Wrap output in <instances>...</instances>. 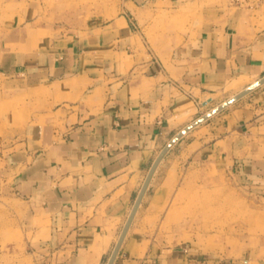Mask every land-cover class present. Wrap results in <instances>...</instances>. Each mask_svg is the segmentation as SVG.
Listing matches in <instances>:
<instances>
[{"label": "crops", "instance_id": "crops-1", "mask_svg": "<svg viewBox=\"0 0 264 264\" xmlns=\"http://www.w3.org/2000/svg\"><path fill=\"white\" fill-rule=\"evenodd\" d=\"M30 2L25 14L38 12ZM263 6L118 0L112 14L88 13L60 34L37 39L18 23L4 36L2 87L30 92L33 107L0 143V186L20 205L33 264H106L167 141L237 91L198 114L209 95L264 75ZM157 14H186L182 31L151 38ZM214 173L264 199V84L169 148L112 264H264L258 250L204 247L192 234L197 215H170L160 229L176 192L195 178L208 187Z\"/></svg>", "mask_w": 264, "mask_h": 264}, {"label": "rangeland", "instance_id": "rangeland-1", "mask_svg": "<svg viewBox=\"0 0 264 264\" xmlns=\"http://www.w3.org/2000/svg\"><path fill=\"white\" fill-rule=\"evenodd\" d=\"M37 1L38 12L25 14L31 6L30 0H0V50L6 46L3 44L4 36L18 23H23L21 26H26L27 32L38 39L37 35L62 33L66 28L78 24L88 13L103 12L105 15H110L116 11L118 3V0ZM218 1L226 6L225 0ZM185 17L186 14L181 16L157 14L153 29L147 34L158 40H172L175 30L182 31L183 26L180 24ZM158 26L163 29H156ZM244 85L229 87L224 93L209 95L210 101L198 114L230 94L240 91ZM30 98V92L27 91L5 90L0 81V143L30 120L33 107ZM25 113L29 118L24 119ZM214 177L208 187L194 184L201 183L199 178L188 180L193 184V188L183 186L176 192L168 206L167 220L170 219V215L175 216L176 219L197 215L200 221L197 224L192 223L195 230L192 234L198 237L200 244L214 248L220 256L233 255L240 250H258L259 255L264 256V199L230 183L226 176L214 173ZM20 217L19 203L2 184L0 186V264H33V258L27 253L28 246L19 226ZM169 225L168 220L161 224L160 229L166 230ZM188 225L183 224L185 230L183 239L192 238L191 231L185 228ZM181 230L180 228L179 231Z\"/></svg>", "mask_w": 264, "mask_h": 264}, {"label": "water", "instance_id": "water-1", "mask_svg": "<svg viewBox=\"0 0 264 264\" xmlns=\"http://www.w3.org/2000/svg\"><path fill=\"white\" fill-rule=\"evenodd\" d=\"M264 84V75L261 76L260 78H258L257 80H255L254 82H252L251 84L245 86L244 88H242L240 91L236 92L235 94L231 95L230 97H228L226 100H224L223 102L219 103L218 105H216L215 107L211 108L210 110H208L207 112L201 114L200 116L196 117L195 119H193L191 122H189L188 124H186L185 126H183L179 131H177L168 141L167 143L162 147V149L159 151V153L157 154L156 158L153 160L152 164L150 165L148 172L146 174V177L139 189V192L135 198V201L133 203V206L128 214V217L125 221V224L118 236L117 241L115 242L113 249L110 253V256L108 257V260L106 262V264H112L114 261V258L118 252V249L120 247V244L127 232V229L132 221V218L134 217V214L136 213V210L138 208V205L140 203V200L142 198V195L149 183V180L152 176V174L154 173L158 163L160 162V160L163 158L164 154L169 150V148L181 137L183 136L186 132H188L189 130H191L193 127H195L196 125L200 124L201 122H203L204 120H206L207 118H209L210 116H212L213 114L217 113L218 111L222 110L223 108H225L226 106H228L229 104L233 103L234 101H236L237 99L243 97L244 95H246L247 93L251 92L252 90L256 89L257 87L261 86Z\"/></svg>", "mask_w": 264, "mask_h": 264}, {"label": "built area", "instance_id": "built-area-1", "mask_svg": "<svg viewBox=\"0 0 264 264\" xmlns=\"http://www.w3.org/2000/svg\"><path fill=\"white\" fill-rule=\"evenodd\" d=\"M231 8L257 9L264 5V0H225Z\"/></svg>", "mask_w": 264, "mask_h": 264}]
</instances>
